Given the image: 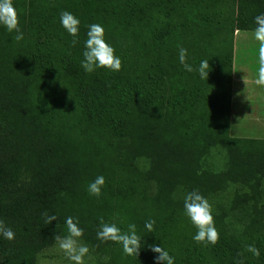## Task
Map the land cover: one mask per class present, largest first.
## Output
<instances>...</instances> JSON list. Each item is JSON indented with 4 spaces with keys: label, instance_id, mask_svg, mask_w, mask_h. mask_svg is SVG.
Masks as SVG:
<instances>
[{
    "label": "trees",
    "instance_id": "obj_1",
    "mask_svg": "<svg viewBox=\"0 0 264 264\" xmlns=\"http://www.w3.org/2000/svg\"><path fill=\"white\" fill-rule=\"evenodd\" d=\"M13 3L24 38L0 25V220L15 239L0 235V264H38L68 234L69 216L98 264H157L152 245L174 264H264V140L230 134L235 34L254 32L264 0ZM63 11L80 20L75 46ZM94 23L120 71L83 69ZM180 47L193 72L180 64ZM214 151L222 169L206 166ZM100 175L96 197L88 185ZM192 190L212 205L215 245L193 239L184 208ZM45 212L58 219L45 223ZM101 217L122 232L137 226L138 256L97 238Z\"/></svg>",
    "mask_w": 264,
    "mask_h": 264
},
{
    "label": "clouds",
    "instance_id": "obj_2",
    "mask_svg": "<svg viewBox=\"0 0 264 264\" xmlns=\"http://www.w3.org/2000/svg\"><path fill=\"white\" fill-rule=\"evenodd\" d=\"M60 20L66 31L74 37L72 45L75 46L78 40L75 39L79 33L80 20L68 11L60 14ZM256 28L254 30V39L258 42V69L256 84L264 85V14L255 17ZM0 25L4 26L8 32H15L14 39L19 42L23 40L24 34L20 29L19 13L14 6L13 0H0ZM188 50L184 47L179 48V62L183 65L184 70L193 72L194 68L187 62ZM82 67L87 73L94 72L97 68H107L114 72H118L122 68L121 58L115 54V49L105 40V29L100 24H91L88 26L87 39L85 40V51L83 52ZM209 61H201L198 71L201 78L208 79ZM246 82V81H245ZM105 177L97 176L94 181L88 185L90 195L99 197L102 188L105 185ZM184 208L186 215L190 218L192 224L196 227L197 232L193 239L197 243H207L215 245L219 241V232L215 227L214 216L212 214V205L209 203L199 190L187 192L184 197ZM45 223L51 224L57 220L56 215L44 213ZM66 226L68 234L62 236L57 234L54 237L56 244L66 257L73 264H85L84 258L89 254V247L80 241L84 235L83 229L78 226L79 220L74 217L66 218ZM155 220L149 219L145 222V228L153 231ZM0 235L7 240L15 239L14 231L8 227L3 220H0ZM97 238L102 241L118 242L122 245L126 255L138 256L141 249V237L137 234V226L132 223L128 225V230H122L115 223L104 222L103 217L100 218V229L97 232ZM151 251L158 253L156 256L157 264H174L172 257L165 248L157 245L151 246ZM246 251L252 253L256 257L260 256L259 250L254 245H247ZM239 255L243 256V253ZM237 264H244V260L240 259Z\"/></svg>",
    "mask_w": 264,
    "mask_h": 264
},
{
    "label": "crops",
    "instance_id": "obj_3",
    "mask_svg": "<svg viewBox=\"0 0 264 264\" xmlns=\"http://www.w3.org/2000/svg\"><path fill=\"white\" fill-rule=\"evenodd\" d=\"M242 33L236 32L234 42L230 133L236 138L264 140V85L255 82L258 78V50L247 53L249 64L240 60L236 38L248 43Z\"/></svg>",
    "mask_w": 264,
    "mask_h": 264
},
{
    "label": "rangeland",
    "instance_id": "obj_4",
    "mask_svg": "<svg viewBox=\"0 0 264 264\" xmlns=\"http://www.w3.org/2000/svg\"><path fill=\"white\" fill-rule=\"evenodd\" d=\"M242 36L244 38L245 37L248 38L247 41L248 43L243 41L241 38H236V44L239 42L237 48L239 50L240 60L243 61L244 64L245 63L249 64V57L247 53L249 54L250 52H254V53L257 52L259 44L254 39V32H243ZM231 136L235 137V134ZM221 161H222L221 156L217 155V151H214L213 156L208 160L206 166L207 168L214 167L217 169H222L223 163H221ZM84 261L85 264H98L95 256L91 253V251H89L88 256L84 258ZM38 264H73V262L66 257L64 252L61 249H59L58 245L56 244L51 248L45 250L40 255Z\"/></svg>",
    "mask_w": 264,
    "mask_h": 264
}]
</instances>
